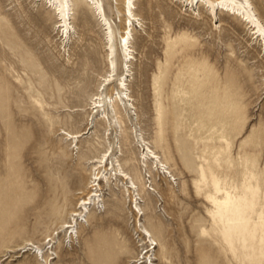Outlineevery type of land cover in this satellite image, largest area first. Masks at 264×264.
Segmentation results:
<instances>
[{"label":"rangeland","instance_id":"374dc122","mask_svg":"<svg viewBox=\"0 0 264 264\" xmlns=\"http://www.w3.org/2000/svg\"><path fill=\"white\" fill-rule=\"evenodd\" d=\"M197 1L0 0V264H264V45Z\"/></svg>","mask_w":264,"mask_h":264},{"label":"bare ground","instance_id":"6f19581e","mask_svg":"<svg viewBox=\"0 0 264 264\" xmlns=\"http://www.w3.org/2000/svg\"><path fill=\"white\" fill-rule=\"evenodd\" d=\"M47 1L51 7H55L56 14L60 19V22L62 25L60 26H66V35L69 36L70 34V18H71V13H72V7H71V1L72 0H45ZM90 3H92L93 8L95 9L96 12L99 13L102 17H104V20H107L105 11L103 7L100 5L99 0H88ZM182 2H186L187 5L191 4L194 5L193 0H180ZM126 12L130 15L129 21H130V28L132 27V21L137 19V15L133 11V6L134 2L133 0H126ZM198 5H203L205 6L210 12H215L216 10H222V11H227L230 14L232 13L234 16H239L242 18L243 21H245V24L252 29L253 33L257 35V38L262 41L264 45V21L259 17L254 5L252 4L251 0H198L197 1ZM59 23V22H58ZM123 46L126 50L127 57L132 58L131 56V50H130V38L129 35L126 36V34H123ZM125 83H123L124 85ZM100 99V96H95L92 101L94 104L97 105V100ZM67 135L70 136V138H78L80 135L77 134H70L67 133ZM153 154V158H158L159 162L162 163L160 160L159 156L155 154L153 150H150ZM98 166L97 169L102 168L104 165L102 164L104 162V157L101 158L100 160L97 161ZM100 175V172L95 174V180H90L89 182V187L92 189L91 190V195L89 198H84L82 200L81 205L87 207V205L91 204H97L100 197V190L101 188L99 187V184L96 183L98 177ZM125 176H128V174H125ZM220 189H217V192L220 193ZM58 198H51L48 202L50 204L54 203ZM212 200L214 204L218 208V212L220 214H223L224 212H229L230 211V203H231V197H212ZM82 206H79L78 208H82ZM73 218L72 221H70L69 224H65V227L68 229L72 228L71 231V238H73L74 234L77 232V223H78V218H75L77 216H80V213L77 211H74L72 214ZM143 234L146 236V238L152 239V234L146 230L143 229ZM34 246L32 242H27L25 248ZM150 250L146 252V254L149 253ZM145 258V257H143ZM46 264H50L49 259H45Z\"/></svg>","mask_w":264,"mask_h":264}]
</instances>
